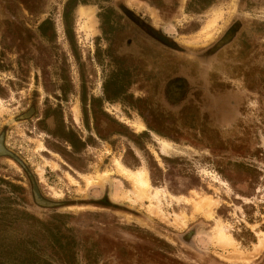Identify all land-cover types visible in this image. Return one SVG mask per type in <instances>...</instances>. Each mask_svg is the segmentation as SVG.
<instances>
[{"label": "rangeland", "instance_id": "obj_1", "mask_svg": "<svg viewBox=\"0 0 264 264\" xmlns=\"http://www.w3.org/2000/svg\"><path fill=\"white\" fill-rule=\"evenodd\" d=\"M2 132L0 264H264V0H0Z\"/></svg>", "mask_w": 264, "mask_h": 264}, {"label": "trees", "instance_id": "obj_2", "mask_svg": "<svg viewBox=\"0 0 264 264\" xmlns=\"http://www.w3.org/2000/svg\"><path fill=\"white\" fill-rule=\"evenodd\" d=\"M44 239L47 241L46 243H43L42 245H37L35 247L25 248L24 250L21 249V251H18L19 249L15 247L17 250H12L13 247H7L3 249V253L8 255L10 252L12 254H16V256L23 257V259L31 260L30 264H51V260H53L55 257L60 256L63 258L69 257L71 255L66 253V249L62 244H57L56 242H59V234H53L50 235V238L46 237L44 235ZM43 241V238H41ZM49 241V242H48ZM39 246V247H38ZM71 250H67V252H70ZM19 252V253H18ZM23 264V263H21Z\"/></svg>", "mask_w": 264, "mask_h": 264}, {"label": "flooded vegetation", "instance_id": "obj_3", "mask_svg": "<svg viewBox=\"0 0 264 264\" xmlns=\"http://www.w3.org/2000/svg\"><path fill=\"white\" fill-rule=\"evenodd\" d=\"M146 29H147V31L150 33V35H152V37H154V39L155 40H157V41H159V43H161V42H163V43H167L168 41L164 38V37H162L159 33H157L156 31H154V30H152L151 28H148V27H146ZM235 29H236V27H234L233 29H231L228 33H227V35L225 36V38H224V40L225 41H227V40H229V39H233L234 38V32H235ZM227 43H229V42H227ZM182 82H183V80H181ZM180 81V82H181ZM180 82L179 81H175V82H173V83H171L170 84V86L168 87V89H167V91H166V96H167V99L169 100V98H168V95L169 94H173L175 97H174V99H176V101H178V102H183L184 101V91H183V89L184 88H182L179 84H180ZM168 94V95H167ZM32 113V110H30L29 112H28V114H27V116L29 115V114H31ZM12 122H16V120L15 119H11L10 120V123H12ZM5 139H6V134L4 133V132H2V133H0V141H2L3 142V150L2 151H0V157H10V158H12V159H14L15 161H18L19 163H21L16 157H15V155L11 152V151H9L8 149H7V147H6V144H5ZM2 144L0 143V146H1ZM33 193L35 194V199H36V202L39 204V205H41V206H43V207H52V206H54L55 204L54 203H52V202H50V201H48V200H46V199H44L43 197H41V195L39 194V192L36 190V188L33 190ZM58 233L57 234H59V237L60 238H69V237H66V236H64L63 234H62V231L61 230H58L57 231ZM64 238V239H65Z\"/></svg>", "mask_w": 264, "mask_h": 264}, {"label": "bare ground", "instance_id": "obj_4", "mask_svg": "<svg viewBox=\"0 0 264 264\" xmlns=\"http://www.w3.org/2000/svg\"><path fill=\"white\" fill-rule=\"evenodd\" d=\"M140 128V127H139ZM168 149V145L166 143H163L162 145V151L164 153L167 152ZM119 167L121 168V172L125 175V177L129 180H131V182H133L134 187L136 188L137 192L140 194V196L144 197L146 196L148 199L151 200H157L160 202L159 199V193L157 192L154 196L149 195V190H150V185H149V180H148V173L147 170H137V171H132L130 169L124 168L122 167L121 164H119ZM120 172V173H121ZM210 200H205L203 203H205L207 205V208L210 209L211 207V203ZM220 238L223 239L224 243L226 245H231L233 243V239L230 237L225 236L224 234H220ZM264 246V241L263 239H260L259 244L256 248V250H259L260 248H262ZM255 250V251H256Z\"/></svg>", "mask_w": 264, "mask_h": 264}]
</instances>
